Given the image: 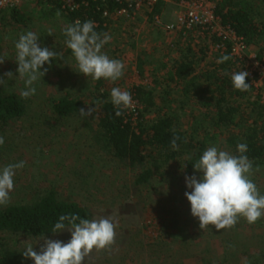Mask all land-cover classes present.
<instances>
[{
	"label": "rangeland",
	"instance_id": "rangeland-1",
	"mask_svg": "<svg viewBox=\"0 0 264 264\" xmlns=\"http://www.w3.org/2000/svg\"><path fill=\"white\" fill-rule=\"evenodd\" d=\"M254 2L264 16V0ZM18 10L17 18L10 10L0 12V55L5 59L0 64V77L5 79V84L0 87L20 96L25 88L15 61V43L22 33L35 32L41 46L63 53V58L53 60L50 67L45 64L48 71L34 85L36 94L25 99L28 107L25 117L0 130V136L5 141L0 146V169L9 164L26 162L22 169L16 170L10 203L31 202L46 190L55 189L59 199L88 207L92 211V219L111 218L118 224L115 245L110 250H94L85 264H264V218L254 224L241 218L234 228L221 231L214 226L205 231L200 229L199 220L192 216L191 204L185 196V192L190 191L185 177L194 174L202 177V173L196 172L194 167L188 173L182 161L170 163L148 185L138 186L134 182L138 169L114 158L98 138L95 111L85 117H81L80 113L67 118L54 114L50 109L54 98L70 95L90 101V93L95 90L97 81L80 73L76 60L66 54L68 47L63 33L66 20L61 10L46 1L23 4ZM177 11L175 2L164 6L161 16L164 28L176 20ZM149 20L148 13L143 11L133 21L117 18L109 29L112 39L102 51L110 58L122 60L125 65L124 75L119 80L111 82L102 78L110 95L113 87L130 91L139 84L155 87L159 91L157 83L167 71L162 64L170 66L176 59L170 55H165V58L155 55L157 50L170 53L173 43L178 48L175 54L186 52L190 55L191 47L200 72L205 68H215L216 52L211 46H203L200 31H194L195 41L192 44L187 41L184 44L177 35L156 27ZM257 50V47H250L249 51L256 55ZM140 60L143 62L141 70L138 67ZM7 72H12L14 76L7 78L4 75ZM256 87L264 90V80H260ZM175 99L176 104L181 99L176 92ZM247 109L245 117L248 118L251 108ZM208 112L196 102H191L186 105L179 121L191 132L197 121L205 125L210 123L208 117L203 116ZM212 117L214 114L209 118ZM248 119L252 122L253 118ZM234 129L238 131V128ZM211 131L220 133V136L204 151L216 146L231 153L225 143L227 130L213 128ZM203 135L202 130L200 136ZM252 179L260 193L264 194V166L254 171ZM170 217H178L182 226L188 229L186 241L160 233L161 220ZM46 237L67 243L71 234L64 231ZM0 239L7 242L8 250L19 255L21 264H34L22 254L28 244H32L36 251L43 244V240L38 241L39 238L17 236L9 231L0 232Z\"/></svg>",
	"mask_w": 264,
	"mask_h": 264
},
{
	"label": "trees",
	"instance_id": "trees-1",
	"mask_svg": "<svg viewBox=\"0 0 264 264\" xmlns=\"http://www.w3.org/2000/svg\"><path fill=\"white\" fill-rule=\"evenodd\" d=\"M40 1H46L61 10L66 26L77 20L81 22L92 20L98 23L95 30L99 33H108L115 22L104 16V11L115 14L126 5L114 0H86L74 10H65L62 9L60 0ZM208 1L215 4V13L222 19L224 25L230 26L238 35L244 37L249 47L258 48L257 59L264 62V16L254 0ZM164 6L165 3L161 1L154 6L153 11L148 13L150 22L153 23L154 17L163 13ZM10 13L17 18L19 10L12 9ZM18 17L23 18V16ZM200 32L205 38L206 48L218 41L207 33ZM195 33L192 31L188 35L189 44L195 41ZM173 42L176 43L175 40ZM177 50L173 43L170 46V53H177ZM190 50L189 53L193 55L187 54L181 59H176L170 66L166 63L162 64L167 71L166 76L157 83L159 91L146 84L135 85L130 89L134 107L124 110L121 116L116 115L111 95L102 79L97 81L95 90L90 93V101H83L70 95L56 97L51 101L50 109L57 117L67 118L80 113V108L92 107L98 119V138L111 151L114 158L138 169L134 179L138 186L148 185L165 166L173 162L182 161L188 173H191L193 164L203 154L205 147L212 141L217 142L220 136V133H212L213 128L227 130L225 143L232 154L239 155L237 145L245 143L247 145L245 155L252 161L253 169L263 167L264 90L256 87L249 77L247 82L252 84L249 91L235 90L231 83L234 67L231 59L220 63L214 69L205 68L200 72L196 68V54L191 47ZM66 54L70 59L75 60L69 48ZM223 55H230L229 51L224 54L216 53L218 57ZM142 66L143 62L140 60L138 63L140 70ZM203 79L204 83L201 82ZM175 92L181 98L177 104ZM247 97L248 101L244 102ZM191 102H196L200 107L209 110L203 116L208 117L210 123L205 125L197 121L189 132L179 118L186 105ZM247 108H251L248 118H253L252 122L245 117ZM27 111L25 99L16 92L9 93L0 87V130L13 121L25 117ZM211 114H214V117L210 119ZM233 128H238V131ZM202 130L204 135L201 137ZM174 135L180 137L177 141L179 150L171 146ZM70 213L92 219V211L88 207L78 202L61 200L55 189H48L31 202H12L0 208V232L9 231L17 236L41 238L54 234L52 228L58 222L60 215ZM160 225L161 234L179 241L187 240L188 229L182 226L178 217L162 219ZM6 246L7 242L0 239L1 264H21L19 255L8 250Z\"/></svg>",
	"mask_w": 264,
	"mask_h": 264
},
{
	"label": "clouds",
	"instance_id": "clouds-1",
	"mask_svg": "<svg viewBox=\"0 0 264 264\" xmlns=\"http://www.w3.org/2000/svg\"><path fill=\"white\" fill-rule=\"evenodd\" d=\"M96 24L92 20L81 22L77 20L63 29L66 45L75 57L79 72L93 80L102 78L115 82L123 77L125 65L122 60L110 58L102 51L104 46L111 41L109 33H99L95 30ZM51 35V31H49ZM39 36L33 31H27L19 36L15 43L17 71L19 78L24 80L25 88L21 97L28 99L37 92L34 86L47 73L53 60L63 58V53H58L46 46H41ZM231 59L230 55H223L217 63H224ZM5 59L0 55V64ZM11 79L14 74H4ZM247 71L233 72L231 83L235 90L247 92L252 84L247 82ZM5 84V79L0 77V85ZM111 102L116 108V115H123L124 110L134 107L130 91L121 90L119 87L111 89ZM100 103V102H98ZM94 109L80 108L81 117L91 116ZM179 136L174 135L171 146L179 150L177 141ZM5 143L0 136V146ZM239 155L219 149L216 146L208 147L199 159L193 164L202 177L195 174L186 176V186L190 191L185 196L191 204V214L198 218L199 227L207 230L214 226L217 231L234 228L241 218L249 224H254L264 218V194L253 181V163L245 155L247 145H237ZM25 161L9 164L0 169V206L6 207L11 202L10 193L14 190V177L17 169L25 166ZM118 224L109 217L98 219H85L77 214H61L57 223L52 228V233L68 231L71 239L65 243L62 240L49 239L42 236L43 240L39 251L28 244L22 252L25 259H31L34 264H85L86 258L95 250H110L116 242V228ZM37 241V242H38Z\"/></svg>",
	"mask_w": 264,
	"mask_h": 264
},
{
	"label": "built area",
	"instance_id": "built-area-1",
	"mask_svg": "<svg viewBox=\"0 0 264 264\" xmlns=\"http://www.w3.org/2000/svg\"><path fill=\"white\" fill-rule=\"evenodd\" d=\"M40 0H0V12L12 9H19L23 4L35 3ZM58 1V0H54ZM82 1V2H79ZM86 0H60L62 9L74 10L85 3ZM120 4H126L115 14L104 11V16L113 19L122 18L133 21L137 15L146 11L150 13L160 1L165 5L169 2H175L178 6L176 20L166 26L162 25L161 16L154 17V25L158 28L165 29L170 33L177 35L183 43L189 42L188 35L192 31H202L208 36L214 37L218 41L211 45L216 53L224 54L227 50L233 63V72L247 71L249 78L255 86L260 80H264V62L257 59V55L250 53L244 37L238 35L230 26L223 24L222 19L215 13V4L208 0H114ZM97 25L98 23L95 22ZM201 33V32H200ZM190 43V42H189ZM195 44V43H194ZM1 264V262H0Z\"/></svg>",
	"mask_w": 264,
	"mask_h": 264
},
{
	"label": "crops",
	"instance_id": "crops-1",
	"mask_svg": "<svg viewBox=\"0 0 264 264\" xmlns=\"http://www.w3.org/2000/svg\"><path fill=\"white\" fill-rule=\"evenodd\" d=\"M203 39V41H202V44H203V46L204 47H206V41H205V38H202ZM202 46V47H203ZM165 55H170V57H172L173 59H181L183 56H187V54H186V52H184V53H181V54H175V53H169V52H166V53H164V52H162V51H160V50H157V52H156V55L155 56H158V57H163V58H165ZM220 57H218L217 56V58H216V61L214 62L215 63V67L216 66H218V65H220V63H217V60L219 59ZM201 82H205L204 81V79L201 81ZM208 83V82H207Z\"/></svg>",
	"mask_w": 264,
	"mask_h": 264
}]
</instances>
